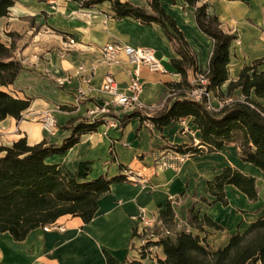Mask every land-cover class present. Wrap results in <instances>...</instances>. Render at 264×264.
I'll return each instance as SVG.
<instances>
[{
    "label": "crops",
    "instance_id": "obj_1",
    "mask_svg": "<svg viewBox=\"0 0 264 264\" xmlns=\"http://www.w3.org/2000/svg\"><path fill=\"white\" fill-rule=\"evenodd\" d=\"M59 1V10L52 11L48 1L16 0L8 16L0 18V39L14 45L15 57L24 68L15 84L5 90L19 99L32 98L22 120L8 117L0 123L1 145L9 147L26 138L30 145L46 140L60 146L71 134L65 128L67 123L74 118L85 119L89 109H104L111 121L116 120L107 115L111 111L119 119L132 113L113 106L112 97L101 92L108 73L117 77L122 90L129 81V66L125 62L121 66H110L102 60L99 49L109 43L150 48L171 72L160 75L142 69L144 104L158 105L169 95L166 84L181 81L171 64V59L177 57L174 45L160 26L144 25L132 18L116 19L110 2L81 8L74 1ZM121 1L150 11L149 0ZM161 3L184 33L197 56L200 70L206 72L214 42L198 28L195 9L185 0H161ZM205 3L209 5V12L218 17L223 31L237 36L230 49L229 80L221 88L227 94L230 82L238 80L244 67L264 60V0H201V4ZM68 38H74L77 45L68 47ZM80 65L96 71L94 90L76 106L75 93L82 84L77 78L64 85L58 81L73 75ZM259 70H264V63ZM196 76L194 71H189L192 84ZM236 93L241 94L237 90L231 97L236 98ZM48 112L53 113L56 120L57 128L53 133L39 122ZM142 113L155 115L154 112ZM193 120L192 117L182 120L190 122L189 127H184L180 121L164 131L139 120H132L124 129L102 125L96 133L84 135L65 155L50 158V163L59 165L64 173L79 182L119 175L127 176L128 180L113 184L111 190L99 198L98 210L89 224L67 215L57 220L64 227L63 231L44 232L40 227L20 242L9 233H0V261L3 264H108L104 255V251H108L118 264H130L134 260L147 264V259H138L137 255L136 249L142 240L135 237L136 217L141 209L150 217L160 215L169 202L176 213V224L179 219H183L182 224L187 223L192 207L200 211L201 216L213 219L222 229L209 228L207 243L214 244L215 250L226 246L233 234L264 215V172L241 160L238 144L197 157L174 152L172 146L200 144L201 134ZM231 149L235 150L237 161L228 156ZM226 167L256 178L257 202L250 201L234 186L225 188L228 206L207 205L201 201L202 197L214 200L206 184ZM158 250L159 258L164 259L162 248Z\"/></svg>",
    "mask_w": 264,
    "mask_h": 264
},
{
    "label": "trees",
    "instance_id": "obj_2",
    "mask_svg": "<svg viewBox=\"0 0 264 264\" xmlns=\"http://www.w3.org/2000/svg\"><path fill=\"white\" fill-rule=\"evenodd\" d=\"M185 1L195 9L198 28L214 42L209 67L204 73L184 33L176 20L166 12L161 0H149L150 11L121 0H88L81 5L92 8L110 2L116 19L132 18L144 25L160 26L177 54L176 58L171 59V64L181 76V81L167 83L171 94L168 99L170 105L153 116L145 115L142 111L124 115L119 119L120 128L124 129L132 120H139L164 131L192 117L201 134L200 144L172 146L174 152L197 157L220 152L230 144H238L241 160L264 172V105L261 103L264 100V70H259L264 60L244 67L238 80L231 81L227 94H224L221 88L229 80L230 49L237 36L223 31L218 17L209 12L208 4H201V0ZM15 3L16 0H0V18L8 16ZM23 69L15 57L14 45L0 39V123L8 117L21 120L22 114L31 105V99L16 98L5 90L15 84ZM190 70L207 78L206 90L215 98L231 97L237 90L241 92L240 97L219 112L210 111L207 95L203 96L202 101H196L183 90L193 89L189 81ZM103 124L102 120L89 122L71 119L65 127L71 134L60 146L46 140L30 145L26 138L9 147L0 145V233H9L15 241L20 242L33 230L55 223L63 216L81 218L85 224L92 222L98 210L99 198L108 193L113 184L127 181V176H101L92 181L79 182L48 160L65 155L81 142L84 135L96 133ZM206 185L208 194L214 198L209 201L202 197L201 201L207 205L220 203L228 206L227 186L236 187L252 202L259 199L256 178L233 167L224 168ZM175 218L172 202H169L166 210L160 214V220L166 229L174 231V235L147 242L146 247L162 248L164 259L159 258L158 264H264V215L233 234L226 246L215 251L201 235L191 231V228L203 231L205 227L221 230L222 227L213 219L207 215L201 216V212L192 207L188 223L190 228L175 231L172 227ZM104 255L108 264L119 263L108 251H104ZM145 258L142 255V260ZM0 264L3 263L0 261ZM130 264L143 262L134 260Z\"/></svg>",
    "mask_w": 264,
    "mask_h": 264
},
{
    "label": "built area",
    "instance_id": "obj_3",
    "mask_svg": "<svg viewBox=\"0 0 264 264\" xmlns=\"http://www.w3.org/2000/svg\"><path fill=\"white\" fill-rule=\"evenodd\" d=\"M69 2L71 0H63ZM50 9L52 11L59 10V0H48ZM68 47H74L77 42L74 38H68ZM102 60L110 66H121L125 62L129 66L128 70V85L125 90H122L121 84L117 77L113 73H108L101 86V92L112 97L111 104L115 107H119L127 112L133 111H153L155 106L146 105L141 99V95L144 90V81L142 77V69L147 68L152 73H157L160 75H170L171 72L164 66L163 61L159 59L156 52L150 48L146 47H133L126 45L124 43H109L99 49ZM95 68L90 71L84 66L80 65L73 75L66 77L63 80H59L58 84L64 85L66 82H70L73 78H77L80 85L75 93V103L80 105L89 96V94L94 90L92 83L95 75ZM175 75H178L176 72ZM200 83L199 89L195 90L191 94H187L189 98L202 101L204 95L208 97L207 107L212 112H219L224 106L230 104L227 101L221 103L218 107L214 104V96L212 93H208L206 90V85L208 83L207 78L204 75H199L197 79ZM171 95V94H170ZM213 96V97H212ZM233 101H231L232 103ZM104 109L95 107L89 109L87 117L91 122L99 120L102 118L106 119L104 115L100 117L101 113H104ZM44 128L53 133L56 121L51 112L44 115ZM119 120H115L114 125L117 127ZM149 125H151L148 122ZM138 222V229L136 233L142 236L147 243L148 241H156L162 237H171L174 235V231L166 229L162 221L160 220V215L148 216L144 209L140 210L139 215L136 217ZM160 230V234L156 233V230ZM44 232H50L53 230L63 231L64 227L57 222L46 225L43 227Z\"/></svg>",
    "mask_w": 264,
    "mask_h": 264
},
{
    "label": "rangeland",
    "instance_id": "obj_4",
    "mask_svg": "<svg viewBox=\"0 0 264 264\" xmlns=\"http://www.w3.org/2000/svg\"><path fill=\"white\" fill-rule=\"evenodd\" d=\"M71 1H74V2H77L79 5H80V7L81 8H83L81 5L84 3V2H86V1H88V0H71ZM71 1H69V2H71ZM64 2H66V1H64ZM15 43V42H14ZM10 45V44H9ZM15 48V47H14ZM199 75H201V74H198L197 76H196V80H195V82L192 84L193 85V89L192 90H190V89H187V88H184L183 90H185L186 92H187V94L189 95V94H191V93H193L195 90H197V89H199V86H200V83H198V78H199ZM173 83V82H172ZM166 87H167V84H166ZM167 90H168V96H165V98L158 104V105H155V108L153 109V111H149V110H146V112L147 113H155V115L156 114H158V113H160L161 111H163L166 107H168L169 105H170V103H169V101H168V99L170 98V91H169V89H168V87H167ZM236 95V98L237 97H239V93H236L235 94ZM213 97V96H212ZM215 98V97H214ZM31 99V101H32V98H30ZM235 99V96H233V97H231V98H229V97H226V96H224L223 98H215L214 99V104L216 105V106H220L221 105V103H223L224 101H227L228 103H231V101H233ZM74 100H75V97H74ZM261 103L264 105V101H261ZM75 105H76V103H75ZM81 105V104H80ZM80 105H76V106H80ZM125 111V110H124ZM158 111V112H157ZM87 113H88V111H87ZM111 113V114H110ZM53 114V113H52ZM102 115H104V117H106V119H102V118H100L99 120H102L103 122H104V124L103 125H107V126H114V123H115V121H111V120H109L108 118H107V116H106V114L105 113H101L100 114V117H102ZM107 115H111L112 116V118L114 117V118H116V120H119V118L118 117H116V114H112V111L111 112H109V114H107ZM54 116V115H53ZM21 120H22V118H21ZM85 120L86 121H89V122H91V120L87 117V114H86V118H85ZM44 119H42V120H40L39 122L42 124V127H44ZM56 121V120H55ZM183 123V126L185 127H189L190 126V122L189 123H186L185 121H182ZM57 126V125H56ZM55 126V129H54V131L56 130V127ZM116 128H120V122H119V124L117 125V127ZM46 130V129H45ZM0 143H3V142H1L0 141ZM1 145V144H0ZM2 146H4V145H2ZM229 155V157L232 159V160H235V161H237L238 160V156H237V154H236V152H235V150L234 149H231V151L228 153ZM257 202V201H256ZM255 203V202H254ZM197 210V209H196ZM183 219H179V224H176V218H175V224H174V226H172L173 227V229L175 230V231H181V230H184V229H189L190 227H189V220H190V210H189V219L187 220V223L185 224V223H181V221H182ZM185 222V221H184ZM191 231H192V233H194V234H198V235H201V237L203 238V239H205V241H206V243H207V236L209 235V227H205V229L203 230V231H200V230H197V229H192L191 228ZM156 233H160V230L158 229V230H156ZM135 237H137V238H139V239H141L142 241H141V246H139L136 250H138L137 251V255L139 256L138 257V259H142V255H144L146 258L145 259H147L146 260V263L147 264H158V259H159V250H158V247H156V246H152V247H146V245H147V243L145 242L146 240L142 237V236H140L139 234H136L135 233ZM145 240V241H144ZM152 241H154V240H152ZM138 243H140L139 241H138ZM208 244V243H207ZM151 245H153V244H151ZM208 246L213 250V251H215V245L213 244V245H210V244H208ZM133 248H135V247H133ZM144 250L146 251V252H144ZM127 262H124L123 264H126Z\"/></svg>",
    "mask_w": 264,
    "mask_h": 264
}]
</instances>
